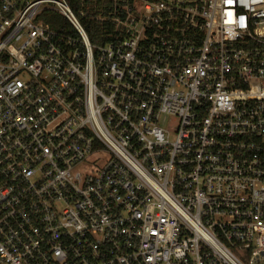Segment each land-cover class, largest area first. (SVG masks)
I'll return each instance as SVG.
<instances>
[{
    "label": "built area",
    "instance_id": "built-area-1",
    "mask_svg": "<svg viewBox=\"0 0 264 264\" xmlns=\"http://www.w3.org/2000/svg\"><path fill=\"white\" fill-rule=\"evenodd\" d=\"M0 264H264V0H0Z\"/></svg>",
    "mask_w": 264,
    "mask_h": 264
},
{
    "label": "trees",
    "instance_id": "trees-1",
    "mask_svg": "<svg viewBox=\"0 0 264 264\" xmlns=\"http://www.w3.org/2000/svg\"><path fill=\"white\" fill-rule=\"evenodd\" d=\"M68 2L73 9L76 8V0H68ZM58 19H59V17H58ZM59 21H62V19L60 18ZM88 23H90V22H88ZM87 26H89L88 29H89L90 40L92 42L97 41V39L93 37V32H94V29H96L97 27H100V25L96 24V23H90V24H87ZM90 27H93V28L90 29Z\"/></svg>",
    "mask_w": 264,
    "mask_h": 264
}]
</instances>
